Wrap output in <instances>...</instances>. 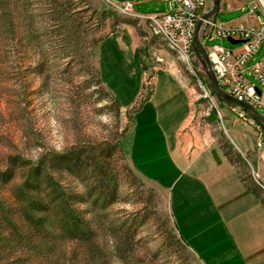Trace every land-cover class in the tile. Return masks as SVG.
I'll list each match as a JSON object with an SVG mask.
<instances>
[{
	"label": "rangeland",
	"instance_id": "obj_1",
	"mask_svg": "<svg viewBox=\"0 0 264 264\" xmlns=\"http://www.w3.org/2000/svg\"><path fill=\"white\" fill-rule=\"evenodd\" d=\"M131 1L137 2L134 12L139 14H154L158 8L157 2ZM247 1L252 2L255 17L264 21V0ZM49 2L0 0V170L11 156L21 162L13 181L0 188V197H10L22 173L42 162L61 192L82 198L71 206L90 222L92 242L100 252L93 259L81 244L60 240L50 254L59 264H202L180 241L168 193L131 167L128 148L134 115L152 84L171 80L166 74L170 64L163 59L167 56L190 82L196 98L190 124L208 144H221L235 155L231 139L241 149L255 152L251 126L255 118L220 103L206 86L209 79L196 54L197 62L192 56L180 59L148 22L137 21L144 33L140 39L144 68L136 50L129 48L126 32L122 44L116 37L104 40L112 33L119 35L125 29L123 21H135L112 1L57 0L55 6ZM249 10L250 6L229 13L221 10L217 19L244 17ZM202 44L210 62L215 61L212 46L240 47L218 39ZM263 55L264 42L247 66ZM249 79L259 86L252 76ZM254 110L264 116V107ZM73 153L88 163L73 169L51 167L56 156ZM94 164L100 167L99 177L93 173ZM102 182L108 186L104 206L95 204L105 194L98 187Z\"/></svg>",
	"mask_w": 264,
	"mask_h": 264
},
{
	"label": "crops",
	"instance_id": "obj_2",
	"mask_svg": "<svg viewBox=\"0 0 264 264\" xmlns=\"http://www.w3.org/2000/svg\"><path fill=\"white\" fill-rule=\"evenodd\" d=\"M144 2H157L154 14L167 12L171 5L170 0ZM209 2L206 13L213 5ZM136 3L133 2V13L128 14L135 18L128 20L134 25L124 23L125 29L119 35L112 33L104 40L116 37L122 44L126 32L129 48L136 50L144 68L140 47L144 33L139 23H147L143 18L147 15L134 12ZM251 4L247 0H220L212 18L230 26L246 23ZM245 6L250 10L244 17L217 19L221 10L243 11ZM164 57L170 64V73L166 74L171 80L152 84L139 104L129 136L131 167L168 193L178 236L202 264H264V166L258 152L244 146L241 149L230 139L236 151L230 160L221 144H208L198 127L190 124L196 98L189 80L169 57Z\"/></svg>",
	"mask_w": 264,
	"mask_h": 264
},
{
	"label": "trees",
	"instance_id": "obj_3",
	"mask_svg": "<svg viewBox=\"0 0 264 264\" xmlns=\"http://www.w3.org/2000/svg\"><path fill=\"white\" fill-rule=\"evenodd\" d=\"M56 1L50 0L49 3L55 6ZM123 23L134 25V22L128 20ZM192 59L196 62L198 60L194 52ZM211 63L220 84L221 70L215 61L211 60ZM206 83L211 94L215 95L207 79ZM217 100L229 108L239 107L246 112L245 117L251 118V113L237 104L220 97H217ZM211 113L216 116L215 109H212ZM232 154L226 149V155L230 160L233 157ZM19 163L21 162L16 156L8 158L6 167L0 170V188L13 181L18 173ZM51 163V167L55 169L58 165L73 169L86 165L88 162L82 160L79 153H73L71 156H56ZM95 165L92 170L99 177L101 170ZM43 166L41 162L33 169L24 171L21 182L12 187L11 196L0 197V264H44V262L59 264V261L53 260L51 255L54 254L60 240L72 245L81 244L90 257L98 258L100 252L92 242L93 230L90 222L71 206V203L81 201L82 198H75L61 192L57 185L50 181ZM98 187L102 193L106 194L108 191V186L103 182ZM45 188L46 194H44ZM105 194L95 204L104 202L101 204L104 206L108 199ZM74 199L77 200L74 201ZM261 201L264 204V198H261Z\"/></svg>",
	"mask_w": 264,
	"mask_h": 264
},
{
	"label": "built area",
	"instance_id": "obj_4",
	"mask_svg": "<svg viewBox=\"0 0 264 264\" xmlns=\"http://www.w3.org/2000/svg\"><path fill=\"white\" fill-rule=\"evenodd\" d=\"M113 6L127 14L133 13V2L124 0L118 2L111 0ZM171 5L167 12L160 14H150L142 16L151 27L154 34L158 31L169 33L174 42L179 43V47L187 50L190 57L193 53L194 34L196 26L202 16L206 14L208 0H170ZM256 19L253 8L250 10V18L246 23L239 25H226L213 18L202 21L198 35L200 40H242L240 47L236 50L226 49L215 45L210 49L215 62L221 70L220 86L234 99L245 103L249 107L256 109L264 107V55L255 61L250 67L247 62L259 50L264 42V21L254 23ZM238 45V44H237ZM161 61L160 58H157ZM252 76L258 83H251L249 77ZM219 115V112H218ZM264 121V116H261ZM256 128V150L258 157L264 166V134L261 128L255 124ZM254 177H257L255 174Z\"/></svg>",
	"mask_w": 264,
	"mask_h": 264
},
{
	"label": "water",
	"instance_id": "obj_5",
	"mask_svg": "<svg viewBox=\"0 0 264 264\" xmlns=\"http://www.w3.org/2000/svg\"><path fill=\"white\" fill-rule=\"evenodd\" d=\"M118 2H123L124 0H116ZM219 1L220 0H212V8L211 10L204 14L202 16V20H200L196 26V30H195V35H194V46H193V50L196 54V56L198 57V59L200 60V63L202 65V67L205 69L206 71V74L208 76V79L210 81V83L212 84L213 86V89L215 91V95L226 100V101H229V102H233L235 104H237L238 106L248 110L252 115L253 117L255 118V121L256 123L260 126L261 130L263 131V134H264V121H261V116L251 107H249L248 105L242 103V102H239L237 101L236 99H234L233 97H231L229 94H227L218 84V81L214 75V72H213V69H212V65H211V62H210V59L207 55V52L205 51L204 49V46L201 42V40L199 39V35H198V31H199V28L200 26L202 25V21L203 20H207L209 18H212L216 12L218 11V7H219ZM227 42H229L231 45H237L241 42H243L242 40H233V39H227Z\"/></svg>",
	"mask_w": 264,
	"mask_h": 264
},
{
	"label": "bare ground",
	"instance_id": "obj_6",
	"mask_svg": "<svg viewBox=\"0 0 264 264\" xmlns=\"http://www.w3.org/2000/svg\"><path fill=\"white\" fill-rule=\"evenodd\" d=\"M156 36H158L159 38H161V40L164 42V44L172 51H174L178 57L180 59H184V60H188V57L190 55H188L187 50H183V48L179 47V43L178 42H174L173 39L170 38L169 33H167L166 31H158L155 34ZM195 35V34H194ZM195 42V40H194ZM194 51V50H193ZM195 53V52H194ZM238 101V100H237ZM240 102V101H239ZM243 103V102H242ZM245 104V103H244ZM248 111V110H247ZM249 112V111H248ZM259 126V125H258Z\"/></svg>",
	"mask_w": 264,
	"mask_h": 264
}]
</instances>
